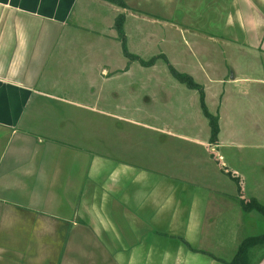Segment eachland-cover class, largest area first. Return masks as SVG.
Returning <instances> with one entry per match:
<instances>
[{
    "label": "crops",
    "instance_id": "obj_1",
    "mask_svg": "<svg viewBox=\"0 0 264 264\" xmlns=\"http://www.w3.org/2000/svg\"><path fill=\"white\" fill-rule=\"evenodd\" d=\"M120 1L0 0V239L29 244L30 226L12 214L40 213L53 219L40 223L39 264H219L211 256L232 255L239 210L232 192L199 174L198 167L213 168L204 143L188 142L202 148L192 155L193 176L191 159H149L125 142L128 135L112 142L107 123L132 114L111 109L104 97L116 93L111 85L165 78L159 59L140 62L145 54L161 53L178 81L167 67L178 71L176 62L157 49L178 33L186 38V69L194 65L204 79L183 73L201 87L219 134L230 115L226 107L239 97L259 107L254 91L264 85L261 75L236 72L222 54L264 59V0ZM117 15L125 52L112 24ZM217 66L222 72L214 75ZM207 95L220 99L213 112ZM94 115L108 117L101 146L85 131ZM223 228L229 231L224 241L216 236ZM0 249V264H16L20 252ZM255 264H264V256Z\"/></svg>",
    "mask_w": 264,
    "mask_h": 264
},
{
    "label": "rangeland",
    "instance_id": "obj_2",
    "mask_svg": "<svg viewBox=\"0 0 264 264\" xmlns=\"http://www.w3.org/2000/svg\"><path fill=\"white\" fill-rule=\"evenodd\" d=\"M115 20L116 17L113 19L112 24H114ZM172 38V43L167 40L161 43V46L159 45L157 49L161 48L160 51L164 52L170 62H176V66H173L178 71H191L195 74L197 80H203L204 78L199 72V69L194 65L188 64L189 69H186V38L178 33L171 37V39ZM222 55L237 67L236 72L237 69L240 71L239 73H253L255 71V73L261 75L264 82V59H260L259 61L256 58L257 60L255 61L248 57L249 60H247L243 55L237 53L233 55L223 53ZM211 56L214 61L213 66L219 65V56L215 55V53H211ZM151 57L159 59L158 62L163 68L161 69L162 72L160 76H165L164 74H166L176 85L168 84L171 80H168L166 76L165 78H160L163 81H160L159 78L156 81L150 80L149 78H144V81H141V77H139V84H137L136 87L132 84L129 85V83L127 85L122 84V82L116 86L111 85V87H114L112 91L116 93L114 95V92L112 95L106 94L104 97L105 102L114 110H119L120 108L121 111V108L125 107L124 115H128L129 113L132 114V117L125 116L122 118V120L126 122L111 118V123H107V125L110 126V136H112L111 138L113 139L112 142L116 140V142L119 143L121 137L123 138V136L126 137V135H128V140H125V142H128L130 146H132V149L135 148L140 150L143 156H150L149 159L153 158V156L159 159H163L164 157L167 159V156H169L172 157L169 159H179L181 162L184 158H186V160L191 159L188 161V165H190L188 169L193 173V176H195L194 171L200 168L199 174H206L208 176L205 182L207 181L211 185H220L228 192H232L233 195H228V197L236 202L239 210L237 229L234 234L236 236V248L238 241L243 237L264 232V85H255L257 90H253L254 93L259 96V107H256V104L247 97H239V99L234 101L233 107H226V113L230 115L224 118L226 119L224 124L225 128L216 135L215 143H209L207 142L209 127L206 118L202 115L198 106L197 91L195 89L186 88L184 83L176 81L167 73L163 63L164 60L163 62L160 61L165 59L162 58L164 56L161 53L152 55L145 54L140 58L145 60ZM256 62L258 67L255 64ZM252 63L253 67H251ZM210 72L214 75L219 74L222 72V67L217 66ZM231 74L232 71L228 68L226 70V78L230 77ZM140 83H142L141 86ZM124 87L126 89H123ZM140 87L142 88L140 94L144 97L143 99L139 96ZM130 94L132 96H128ZM146 97L152 100L146 99ZM207 100V104L210 107L209 109L213 112L220 103V99L218 98L215 100L213 98L209 100V96L207 95ZM105 107L106 106L103 108ZM135 107H137V109H135ZM107 119L108 117L98 115H94L93 118L89 117V126L85 128V131L87 129L88 132L98 138L99 143H96L100 144V146L104 130L103 124ZM132 119L142 121V126L144 127L140 128L138 124L133 125L129 123L133 121ZM102 121L104 123H102ZM150 125L160 126L163 128V132L157 133L156 131H151L150 128H145ZM166 130H170L172 132H170L171 135L174 136L171 137L166 134ZM189 140L201 141V144L204 143L203 146L207 153L208 164L209 166L211 164L213 168L217 170H214L211 166L210 168L212 170L208 167L207 169L203 167H198V169L194 168L196 162L194 160L195 158H192V155L200 153L199 148H202L188 143ZM167 151L172 153V155H167ZM179 152L182 153V155H180ZM184 152L189 153L188 158L183 154ZM233 166L237 167V169L232 168ZM81 168L80 166L78 171ZM217 171L219 172L217 173ZM201 177L204 176L201 175ZM210 184L207 183L208 190L212 189ZM229 187L231 189H228ZM212 201L214 203L215 199ZM259 207L263 208V210L259 209ZM1 215L2 213H0V216ZM12 215L19 217V220L23 217L22 220L25 221V226H30L28 229L30 242L29 244H24V242L15 239L8 245L3 242V239H0V248L5 247V250H8L7 252L12 254L16 251L20 252L21 254L19 253L16 264H39L38 254L40 251L36 240H38L37 235L43 231L42 224L40 223L44 221L48 223V221H52L53 217L48 216L44 218L45 215L40 213L25 214L22 212H15ZM223 215H225V213H223ZM3 228L5 229V226H0L1 232L4 231ZM160 232L164 231L161 230ZM228 233V228H223L218 230L216 236L224 241L228 238ZM160 234L164 236L162 233ZM175 239L181 240V242L183 241L182 238L174 237L173 240ZM183 243L186 247V242L183 241ZM261 251H264V249L254 251L255 256L261 253ZM231 256L229 258H231ZM19 258L22 259L20 260ZM221 260L227 259L221 258Z\"/></svg>",
    "mask_w": 264,
    "mask_h": 264
},
{
    "label": "trees",
    "instance_id": "obj_3",
    "mask_svg": "<svg viewBox=\"0 0 264 264\" xmlns=\"http://www.w3.org/2000/svg\"><path fill=\"white\" fill-rule=\"evenodd\" d=\"M111 1L116 4H121L120 0H111ZM113 27L120 40L122 51L125 52L124 36H123L121 20L119 19V15H117ZM128 55L129 57H134L131 54ZM152 60L153 57L149 58L146 61L140 60V62L146 64V63H150ZM167 67L170 74L174 76L178 81L184 83L189 88H194L197 90L199 108L202 115L206 118L209 127L208 142L213 143L216 139V135L218 131L217 116L216 114H211L206 109L201 87L198 84H196L186 73L178 72L169 65H167ZM259 209L263 210V208L261 207H259ZM261 249H264V232L256 235H248L243 237L241 240H239L233 255L231 256V258L227 260H221L214 256H211V254L209 255L214 259H216L217 261H219L220 264H255L259 259H261L264 256V251H261V253H259L257 256H255L254 251Z\"/></svg>",
    "mask_w": 264,
    "mask_h": 264
}]
</instances>
